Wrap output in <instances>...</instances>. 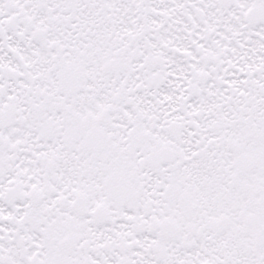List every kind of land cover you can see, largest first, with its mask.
Returning <instances> with one entry per match:
<instances>
[{
    "label": "snow or ice",
    "instance_id": "1",
    "mask_svg": "<svg viewBox=\"0 0 264 264\" xmlns=\"http://www.w3.org/2000/svg\"><path fill=\"white\" fill-rule=\"evenodd\" d=\"M0 264H264V0H0Z\"/></svg>",
    "mask_w": 264,
    "mask_h": 264
}]
</instances>
